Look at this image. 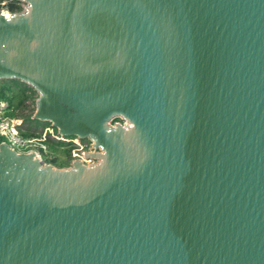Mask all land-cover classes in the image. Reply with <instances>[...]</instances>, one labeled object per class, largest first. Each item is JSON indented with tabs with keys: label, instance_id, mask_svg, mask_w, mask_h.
<instances>
[{
	"label": "water",
	"instance_id": "1",
	"mask_svg": "<svg viewBox=\"0 0 264 264\" xmlns=\"http://www.w3.org/2000/svg\"><path fill=\"white\" fill-rule=\"evenodd\" d=\"M0 80L90 143H0V264H264V0H20Z\"/></svg>",
	"mask_w": 264,
	"mask_h": 264
},
{
	"label": "trees",
	"instance_id": "2",
	"mask_svg": "<svg viewBox=\"0 0 264 264\" xmlns=\"http://www.w3.org/2000/svg\"><path fill=\"white\" fill-rule=\"evenodd\" d=\"M6 9L9 12L17 11L19 8L13 4H6ZM35 93L24 84L16 80H0V100H3L9 111L7 115L13 118L20 119V125L17 127L18 133L21 136L28 137L36 135V127L39 128L48 127L45 122H36V124L31 127L30 122L34 120L29 119V115L32 111L28 105H33V97ZM32 99V101H31ZM22 124H25L22 127ZM68 139L66 142L52 141L47 139L45 141V148L48 152L52 153V157H44V162L49 163L53 167H61L64 164H68V159L70 155V150L74 148L73 144L69 141L73 137H65ZM80 143L86 142L85 140H78ZM87 143V142H86ZM62 157L64 162L59 161L58 158Z\"/></svg>",
	"mask_w": 264,
	"mask_h": 264
},
{
	"label": "built area",
	"instance_id": "3",
	"mask_svg": "<svg viewBox=\"0 0 264 264\" xmlns=\"http://www.w3.org/2000/svg\"><path fill=\"white\" fill-rule=\"evenodd\" d=\"M13 4L17 6L20 10L21 1L20 0H0V14L7 15L9 12L5 5ZM16 12V11H13ZM9 108L3 100H0V143H4L7 148L11 149L15 153H30L34 159L45 163L42 158H44L47 149L45 148V141L47 139L52 141L66 142L68 141L65 137H61L55 133V130L51 127L38 128L36 135L24 137L18 133L17 127L20 125L19 120L7 115ZM79 142L77 139L69 140L73 145H77L75 142ZM74 145V146H75ZM83 152H91L90 143H87L85 151L80 152L79 156L71 155L72 160H78L83 164L91 163V159H85L83 157Z\"/></svg>",
	"mask_w": 264,
	"mask_h": 264
},
{
	"label": "rangeland",
	"instance_id": "4",
	"mask_svg": "<svg viewBox=\"0 0 264 264\" xmlns=\"http://www.w3.org/2000/svg\"><path fill=\"white\" fill-rule=\"evenodd\" d=\"M35 97H36V95H34V97L32 98L33 101H34ZM32 99H31V101H32ZM29 106H30V107H29ZM28 107H29L30 109H32V111H33V105H28ZM32 111H31V113H32ZM31 113H30L29 117L31 116ZM16 119H18V120H19V123H20V119H19V118H16ZM35 124H36L35 121H31V122H30V126H31V127H33ZM24 125H25V124H22V127H24ZM38 128H39V126L36 127L37 130H38ZM65 141H67V140H65ZM74 141H75V140H74ZM85 141H86V140H85ZM75 142H76V141H75ZM86 142L88 143V141H86ZM86 142H83V143L76 142L77 145H75V144H74L75 146L73 145L74 148H73L72 150H70V155H69V159H68V164H69V161H70V159H71V155H75V157H76V156H79L80 152L86 150V147H87V143H86ZM51 154H52V153H50V152L47 151V152L45 153L44 157H46V158H50V157H52ZM42 160H44V158H42ZM58 160L61 161V162H62V161L64 162V159H63L62 157H59ZM46 164H49V163H46ZM68 164L66 163V164L62 165L61 167H56V168H65V167L68 166ZM51 166H52V165H51ZM54 167H55V166H54Z\"/></svg>",
	"mask_w": 264,
	"mask_h": 264
},
{
	"label": "bare ground",
	"instance_id": "5",
	"mask_svg": "<svg viewBox=\"0 0 264 264\" xmlns=\"http://www.w3.org/2000/svg\"><path fill=\"white\" fill-rule=\"evenodd\" d=\"M2 15H4V14H2Z\"/></svg>",
	"mask_w": 264,
	"mask_h": 264
}]
</instances>
